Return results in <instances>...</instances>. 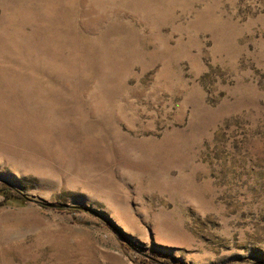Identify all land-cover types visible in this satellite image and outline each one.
Wrapping results in <instances>:
<instances>
[{
	"label": "rangeland",
	"instance_id": "374dc122",
	"mask_svg": "<svg viewBox=\"0 0 264 264\" xmlns=\"http://www.w3.org/2000/svg\"><path fill=\"white\" fill-rule=\"evenodd\" d=\"M0 184V264H264V0H0Z\"/></svg>",
	"mask_w": 264,
	"mask_h": 264
},
{
	"label": "trees",
	"instance_id": "16d2710c",
	"mask_svg": "<svg viewBox=\"0 0 264 264\" xmlns=\"http://www.w3.org/2000/svg\"><path fill=\"white\" fill-rule=\"evenodd\" d=\"M0 195L3 196L6 202L17 201L23 198V194L21 192L13 191V189L6 184H0ZM68 209L69 208L65 210H68Z\"/></svg>",
	"mask_w": 264,
	"mask_h": 264
},
{
	"label": "water",
	"instance_id": "95a60500",
	"mask_svg": "<svg viewBox=\"0 0 264 264\" xmlns=\"http://www.w3.org/2000/svg\"><path fill=\"white\" fill-rule=\"evenodd\" d=\"M49 206L53 207L54 205H50V204H49ZM58 207H64V206H61V205H60V206H58Z\"/></svg>",
	"mask_w": 264,
	"mask_h": 264
}]
</instances>
